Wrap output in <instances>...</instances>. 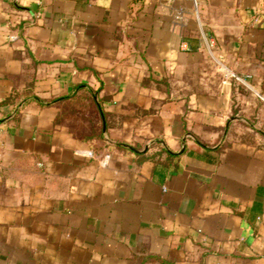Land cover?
I'll return each instance as SVG.
<instances>
[{"label": "crops", "instance_id": "1", "mask_svg": "<svg viewBox=\"0 0 264 264\" xmlns=\"http://www.w3.org/2000/svg\"><path fill=\"white\" fill-rule=\"evenodd\" d=\"M0 118V264H264V0H0Z\"/></svg>", "mask_w": 264, "mask_h": 264}, {"label": "trees", "instance_id": "2", "mask_svg": "<svg viewBox=\"0 0 264 264\" xmlns=\"http://www.w3.org/2000/svg\"><path fill=\"white\" fill-rule=\"evenodd\" d=\"M11 99L7 100V102H9ZM3 122V119L0 118V124Z\"/></svg>", "mask_w": 264, "mask_h": 264}, {"label": "built area", "instance_id": "3", "mask_svg": "<svg viewBox=\"0 0 264 264\" xmlns=\"http://www.w3.org/2000/svg\"><path fill=\"white\" fill-rule=\"evenodd\" d=\"M183 46H184L185 48H187V47H188L187 43H183Z\"/></svg>", "mask_w": 264, "mask_h": 264}]
</instances>
